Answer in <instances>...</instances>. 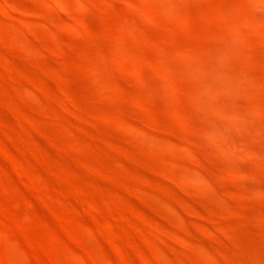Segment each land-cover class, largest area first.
I'll list each match as a JSON object with an SVG mask.
<instances>
[{
	"label": "rangeland",
	"instance_id": "1",
	"mask_svg": "<svg viewBox=\"0 0 264 264\" xmlns=\"http://www.w3.org/2000/svg\"><path fill=\"white\" fill-rule=\"evenodd\" d=\"M262 11L0 0V264H264Z\"/></svg>",
	"mask_w": 264,
	"mask_h": 264
},
{
	"label": "bare ground",
	"instance_id": "2",
	"mask_svg": "<svg viewBox=\"0 0 264 264\" xmlns=\"http://www.w3.org/2000/svg\"><path fill=\"white\" fill-rule=\"evenodd\" d=\"M42 1V0H41ZM49 3V2H48ZM80 7H81V9H86L87 8V6H86V4L85 3H83V1H81L80 2ZM253 8H251L249 11H248V17H247V20L245 21V26H244V30H240L239 28H237V38H244V37H246L249 33H250V31H251V29L252 30H254V31H257V30H259V29H257L256 30V26H250V25H252V24H250L251 22H253L252 20L253 19H255V16L256 15H254L253 14ZM261 11V10H260ZM14 15H15V17H16V19L20 22V24H22L26 29H29V28H32L33 26H35L34 25V22L35 21H31V20H29V18L27 17V16H25L24 14H22V13H19L18 11H16V10H12L11 11ZM255 12V11H254ZM256 12H257V10H256ZM263 12V11H262ZM259 13V12H258ZM264 13V12H263ZM259 21L257 18L254 20L255 22H256V24H257V21ZM251 21V22H250ZM260 22H262L261 21V19H260ZM254 24V23H253ZM261 25V24H260ZM263 25V24H262ZM261 25V31H259L260 32V34L262 35V37L264 36V26H262ZM11 25H9V27H10ZM8 27V28H9ZM12 27V26H11ZM254 27V28H253ZM258 27H260V26H258ZM36 28V27H35ZM250 30H249V29ZM247 29H248V32H247ZM10 30V29H9ZM12 30H13V28H12ZM31 30H33V29H31ZM14 31V30H13ZM13 31H11V33L13 32ZM254 31H251L252 33H254ZM18 33V32H17ZM20 33V32H19ZM18 33V34H19ZM248 33V34H247ZM13 35L15 34V33H12ZM17 35V34H16ZM16 35H14L13 36V38L16 40V41H18L19 43H20V45L22 44V42L20 41V38H23V39H25L24 38V36L21 34L20 36H18V38L19 39H17L16 37ZM250 35V34H249ZM22 36V37H21ZM22 39V40H23ZM234 39V38H233ZM235 40H236V38H235ZM249 40V39H248ZM26 41H29V40H26ZM233 41V40H232ZM229 38H224V39H222V43H224L225 44V50L222 52V53H216V55H214L215 56V58H218L219 57V60L223 57V55H226V54H228L231 50H232V48L234 47V43L236 42V41H234V43L232 44L231 42H232ZM27 43V42H26ZM29 43V42H28ZM246 43H247V48L246 49H239L241 52H245V53H252V52H250V51H252L253 49H254V46L255 45H253V43L249 40V41H246ZM23 44H24V41H23ZM239 44H240V42H239ZM241 44L243 45V46H241V47H243V48H245V46H244V44H245V42L243 43L242 41H241ZM25 45V44H24ZM27 45V44H26ZM25 45V47H29L28 45H30V44H28L27 46ZM23 46V45H22ZM30 46H32V45H30ZM29 48H32V47H29ZM235 48H236V46H235ZM238 50V49H237ZM200 51H202V49L200 50ZM199 51V52H200ZM239 51V52H240ZM202 52H200V54H201ZM160 56L163 58V59H166V58H168V54H166V53H162V52H160ZM197 54V53H196ZM205 54V53H204ZM230 54V53H229ZM241 54V53H240ZM183 55H186V53H185V51H183ZM192 55V54H191ZM198 55H199V53H198ZM243 55V54H242ZM245 56H243V57H246V54H244ZM250 55V54H249ZM247 57H249L248 55H247ZM250 58V57H249ZM253 58V56L251 57V59ZM203 59V58H202ZM251 59H249V61L251 60ZM198 60V59H197ZM207 60V59H206ZM215 60V59H214ZM220 62V61H219ZM218 62V63H219ZM252 61H250V63H251ZM153 67L157 70V71H162V70H164L163 72L164 73H167V74H170V71H169V69L167 68V67H155L154 65H153ZM202 73V72H201ZM207 74V73H206ZM238 78H240L241 79V81H243L242 83H244V82H246L247 84L248 83H251L253 80H252V78L249 76V75H247V73H245V72H242L241 74H240V76H238ZM103 82V81H102ZM246 83H244V85L246 84ZM102 86H104L105 84L103 83V84H101ZM242 85V84H241ZM249 85V84H248ZM247 85V86H248ZM101 86V87H102ZM246 86V85H245ZM101 91H102V89H101ZM30 93H31V95L32 94H34V92H32V90L30 91ZM239 119V118H238ZM242 120V119H241ZM243 121V120H242ZM222 133V132H221ZM220 134V133H219ZM217 135V134H216ZM159 141V140H158ZM162 143V142H161ZM165 146V145H164ZM163 146V147H164ZM162 147V146H161ZM170 147V146H169ZM164 148H166V147H164ZM175 148V147H174ZM162 149V148H161ZM168 151V150H167ZM186 151H187V149H186ZM166 152V151H165ZM175 152V151H174ZM167 153V152H166ZM190 154V153H189ZM191 156V155H190ZM202 169H201V167H199V172H198V174H202V171H201ZM191 172V171H190ZM195 172V171H194ZM182 173H184V172H182ZM193 173V172H192ZM196 173V172H195ZM197 174V176H199ZM184 175V174H183ZM189 175H191V174H189ZM188 175V176H189ZM196 175V174H195ZM185 176V175H184ZM194 175H191L190 177L192 178ZM189 177V178H190ZM197 179H199V178H197ZM200 180V179H199ZM202 183V182H201ZM164 203H165V205H166V207L173 213V214H178V210L174 207V206H172V205H170L168 202H166V201H164ZM181 241L182 242H184L182 239H181ZM65 253V252H64ZM67 253H68V251H67ZM66 253V254H67ZM70 253V252H69ZM68 256H69V254H67ZM71 255V254H70ZM72 256V255H71ZM73 259V258H72Z\"/></svg>",
	"mask_w": 264,
	"mask_h": 264
}]
</instances>
